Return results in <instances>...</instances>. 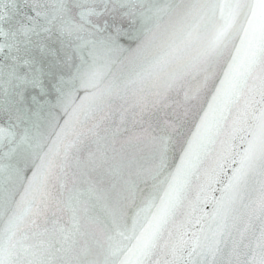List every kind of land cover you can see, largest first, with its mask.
Listing matches in <instances>:
<instances>
[{
	"label": "snow or ice",
	"instance_id": "6c2138e0",
	"mask_svg": "<svg viewBox=\"0 0 264 264\" xmlns=\"http://www.w3.org/2000/svg\"><path fill=\"white\" fill-rule=\"evenodd\" d=\"M0 264H264V0H0Z\"/></svg>",
	"mask_w": 264,
	"mask_h": 264
}]
</instances>
